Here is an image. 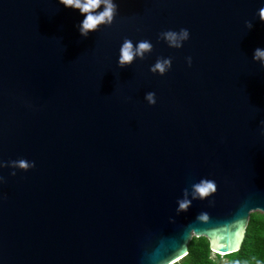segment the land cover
<instances>
[{"label":"water","instance_id":"obj_1","mask_svg":"<svg viewBox=\"0 0 264 264\" xmlns=\"http://www.w3.org/2000/svg\"><path fill=\"white\" fill-rule=\"evenodd\" d=\"M116 3L113 24L82 37L58 0H0V264H156L190 224L264 213V68L251 58L264 0ZM181 27L183 47L157 39ZM125 37L153 49L119 68ZM157 56L172 57L163 76L148 70ZM18 158L35 166L11 175ZM202 176L213 204L177 214Z\"/></svg>","mask_w":264,"mask_h":264},{"label":"clouds","instance_id":"obj_2","mask_svg":"<svg viewBox=\"0 0 264 264\" xmlns=\"http://www.w3.org/2000/svg\"><path fill=\"white\" fill-rule=\"evenodd\" d=\"M58 3L65 8L78 10V14L82 17L77 27L79 34L82 37H87L90 32L99 31L100 28L109 27L113 24L115 17L118 14V5L116 0H58ZM254 18H258L260 23H264V3L254 12ZM244 25L247 29L253 27L252 21L245 20ZM189 30L181 27L178 30L167 29L161 31L157 39H162L170 48H181L185 41L189 39ZM153 44L148 39H139L133 42L132 39L125 37L119 45L117 66L124 68L131 65L134 60H143L146 54L151 53ZM252 60L258 62L261 68H264V48L256 47L252 52ZM186 63L191 66L192 57H185ZM172 66V57L157 56L155 61L149 65V71L153 74L163 76ZM144 100L149 105L156 103V94L153 91L144 93ZM261 132L264 133V120H261ZM7 165L13 169L11 175H15V170L20 169L27 171L35 166L34 161L25 158L9 160ZM5 166L4 161H0V168ZM4 182V177L0 176V183ZM217 192V182L213 178L200 177L195 182H192L189 187L182 189L181 196L176 199L175 212H187L192 205L193 200L207 199L208 205L211 206L214 202L213 197ZM243 208V206H242ZM195 221L202 225L210 224V215L207 211H200ZM247 229V218L245 215L237 214L233 219L226 222H218L211 224L208 227L199 229L190 224L182 231L179 239L171 241L169 244L161 245V254L156 260V264H168V257L178 249L185 248L189 240H206L210 247L211 256L209 259H214L219 256L222 264H229L224 258L228 255L235 254L239 251L242 240L244 239ZM187 255V252L184 253ZM255 264H264V259L253 257ZM230 264H248V261L233 259Z\"/></svg>","mask_w":264,"mask_h":264},{"label":"trees","instance_id":"obj_3","mask_svg":"<svg viewBox=\"0 0 264 264\" xmlns=\"http://www.w3.org/2000/svg\"><path fill=\"white\" fill-rule=\"evenodd\" d=\"M211 255L210 247L206 240H191L188 254L175 264H222L218 255L214 259H209ZM253 257L264 259V213L258 211L251 213L239 251L226 256L225 259L229 264L233 259H239L242 262L248 261V264H255Z\"/></svg>","mask_w":264,"mask_h":264},{"label":"rangeland","instance_id":"obj_4","mask_svg":"<svg viewBox=\"0 0 264 264\" xmlns=\"http://www.w3.org/2000/svg\"><path fill=\"white\" fill-rule=\"evenodd\" d=\"M258 212H261V211H258ZM224 260L226 261V259L224 258Z\"/></svg>","mask_w":264,"mask_h":264}]
</instances>
